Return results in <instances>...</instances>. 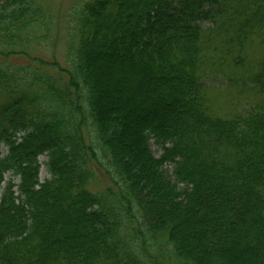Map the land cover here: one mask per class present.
I'll return each instance as SVG.
<instances>
[{"label": "trees", "instance_id": "16d2710c", "mask_svg": "<svg viewBox=\"0 0 264 264\" xmlns=\"http://www.w3.org/2000/svg\"><path fill=\"white\" fill-rule=\"evenodd\" d=\"M69 18L0 0V264H264V0Z\"/></svg>", "mask_w": 264, "mask_h": 264}, {"label": "rangeland", "instance_id": "374dc122", "mask_svg": "<svg viewBox=\"0 0 264 264\" xmlns=\"http://www.w3.org/2000/svg\"><path fill=\"white\" fill-rule=\"evenodd\" d=\"M84 0H41L43 8L48 12L49 19L52 18L50 26V30L46 28L48 31V35L50 36L49 41L41 42L39 41L38 45L31 46V56L42 58L43 60H48L47 62H51L50 59H56L59 63H61L62 67L66 64V59L64 57V44L68 40V34H70V30L67 27V22H69L70 14L72 13L74 7L81 3ZM206 26V24H204ZM22 62V60H20ZM150 150L153 157L158 158L161 155L160 148L153 143L150 142ZM40 163L46 161V157L42 156L39 158ZM166 170L170 171L171 166H166ZM40 181L48 178L44 172V168L42 167L40 170ZM10 178L9 175L5 176V179ZM102 178V177H101ZM99 178V179H101ZM103 181V180H102ZM18 182L15 179L14 183Z\"/></svg>", "mask_w": 264, "mask_h": 264}]
</instances>
